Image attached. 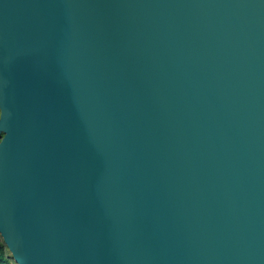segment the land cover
I'll use <instances>...</instances> for the list:
<instances>
[{"label":"water","instance_id":"95a60500","mask_svg":"<svg viewBox=\"0 0 264 264\" xmlns=\"http://www.w3.org/2000/svg\"><path fill=\"white\" fill-rule=\"evenodd\" d=\"M0 237L264 264V0H0Z\"/></svg>","mask_w":264,"mask_h":264},{"label":"trees","instance_id":"16d2710c","mask_svg":"<svg viewBox=\"0 0 264 264\" xmlns=\"http://www.w3.org/2000/svg\"><path fill=\"white\" fill-rule=\"evenodd\" d=\"M5 252H8V254H10V252L8 251L7 247L5 246V244L3 243L0 237V264H14L15 263L14 260L12 258L11 260H9L5 256Z\"/></svg>","mask_w":264,"mask_h":264},{"label":"rangeland","instance_id":"374dc122","mask_svg":"<svg viewBox=\"0 0 264 264\" xmlns=\"http://www.w3.org/2000/svg\"><path fill=\"white\" fill-rule=\"evenodd\" d=\"M2 240V239H1ZM5 256L9 259V260H11V255L10 254H8V252H5ZM14 264H16V263H14Z\"/></svg>","mask_w":264,"mask_h":264}]
</instances>
